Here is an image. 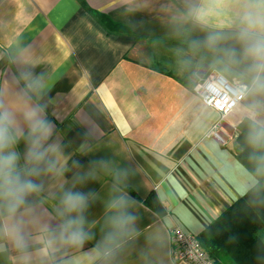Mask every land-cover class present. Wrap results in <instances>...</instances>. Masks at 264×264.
Listing matches in <instances>:
<instances>
[{
    "label": "clouds",
    "instance_id": "clouds-1",
    "mask_svg": "<svg viewBox=\"0 0 264 264\" xmlns=\"http://www.w3.org/2000/svg\"><path fill=\"white\" fill-rule=\"evenodd\" d=\"M119 6L130 29L141 13L159 23L163 32L154 43L167 45L185 82L190 126L208 132L227 123L241 157L238 195L246 208L264 210V0H119ZM0 59L15 68L0 79V264H127L133 253L138 264H164L171 234L159 227L145 233L139 225L132 167L112 157L86 166L72 159L49 119L54 84L35 73L39 61L29 46L16 40ZM95 136L90 129L80 155L94 152ZM91 181L106 183V192L79 190ZM97 201L102 213L89 219ZM141 236L145 244L137 249Z\"/></svg>",
    "mask_w": 264,
    "mask_h": 264
},
{
    "label": "crops",
    "instance_id": "crops-1",
    "mask_svg": "<svg viewBox=\"0 0 264 264\" xmlns=\"http://www.w3.org/2000/svg\"><path fill=\"white\" fill-rule=\"evenodd\" d=\"M133 22L130 29L120 16L119 0H0V56L16 40L29 46L39 61L35 73L45 72L54 84L49 119L72 159L86 166L112 157L132 167L129 191L141 202L139 225L145 233L157 227L170 232L164 264H192L173 255V231L199 235L240 199L241 159L233 150L235 136L223 143L210 131L192 129L181 97L185 82L167 45L154 43L161 26L149 13ZM10 71L15 68L0 59V79ZM90 129L96 131L94 152L80 155ZM79 190L103 195L107 184L91 181ZM102 207L97 201L89 219ZM242 231L239 261L262 264L264 243L256 236L264 228ZM144 244L141 236L136 248ZM127 264H138L135 253Z\"/></svg>",
    "mask_w": 264,
    "mask_h": 264
},
{
    "label": "trees",
    "instance_id": "trees-1",
    "mask_svg": "<svg viewBox=\"0 0 264 264\" xmlns=\"http://www.w3.org/2000/svg\"><path fill=\"white\" fill-rule=\"evenodd\" d=\"M102 21L105 24L109 23L105 19ZM261 227L264 228V210H250L245 207L243 199L240 198L215 218L198 237L216 260V264H248L239 261L238 249H235L239 242V234L243 232L242 230L245 234V228L254 232ZM263 235L256 237H260L264 243Z\"/></svg>",
    "mask_w": 264,
    "mask_h": 264
},
{
    "label": "built area",
    "instance_id": "built-area-1",
    "mask_svg": "<svg viewBox=\"0 0 264 264\" xmlns=\"http://www.w3.org/2000/svg\"><path fill=\"white\" fill-rule=\"evenodd\" d=\"M227 123H217L209 132V136L226 143L229 137L235 136L234 131H229ZM173 255L192 264H216V260L201 243L198 235L176 227L173 231Z\"/></svg>",
    "mask_w": 264,
    "mask_h": 264
},
{
    "label": "rangeland",
    "instance_id": "rangeland-1",
    "mask_svg": "<svg viewBox=\"0 0 264 264\" xmlns=\"http://www.w3.org/2000/svg\"><path fill=\"white\" fill-rule=\"evenodd\" d=\"M225 126L229 129V131H232L231 128L227 124H225Z\"/></svg>",
    "mask_w": 264,
    "mask_h": 264
}]
</instances>
